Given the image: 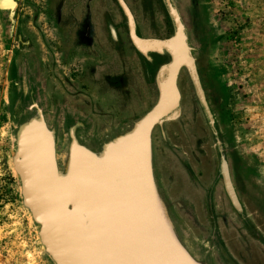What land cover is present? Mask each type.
Masks as SVG:
<instances>
[{"label":"rangeland","instance_id":"1","mask_svg":"<svg viewBox=\"0 0 264 264\" xmlns=\"http://www.w3.org/2000/svg\"><path fill=\"white\" fill-rule=\"evenodd\" d=\"M71 1L0 0V264H54L44 254L37 238L38 227L22 206L20 184L13 171L12 157L16 148L17 120L21 114L19 102L22 96H26L21 93L27 91L28 87L27 68H33L34 65L29 59H38L35 77L46 85L49 92L52 91L50 86L63 82V72L67 75V70L77 73L74 70L80 59V51L74 49L71 44L76 40L80 42L82 30L79 23L74 25L73 29L67 21H64L66 25L63 26V18L72 16L74 9L79 12L80 5L85 9L91 7L92 0H79L78 4ZM123 1L131 12L141 36L161 40L172 33L161 0ZM174 1L188 28L189 44L194 51L203 97L209 106L219 137L228 149L233 180L245 206L247 219L253 229L264 234V0ZM98 6L101 15L100 59L114 58L119 62L120 53L113 51L115 47L109 45L111 40L108 38L107 29L108 25L111 26V21L109 19L105 22L102 16L110 10L114 17L113 24L121 39L122 52L138 66L137 59L141 57L137 58L131 48L126 20L118 1L100 0ZM105 45L111 50L105 51ZM167 53L171 58L169 52ZM107 54L109 57H106ZM179 89V115L174 120L164 122L166 124L163 131L166 137L163 144L160 140V128L155 127L152 133L155 148L158 147L161 151L158 165L166 177L164 182H160L164 185L160 187V193L165 195V191H169L171 203H174L173 207L169 204L173 222L177 227L181 226L182 230L187 229L196 243L207 247L210 242V230L214 227L222 233L228 244L230 239L234 241L238 236L232 226L233 220L234 223H239L231 207L226 204L221 184L213 207L207 205L205 199L202 205H199L197 190L188 185L189 170L193 161L195 162L194 158L192 159V148L197 143L196 139L204 141L202 151L207 156H197L194 163L196 168L192 167L190 171L202 176L204 168L199 164L206 163V166L210 165V169L206 170L205 176L214 177L217 154L214 144L211 152L207 149V128L189 73L180 74ZM71 95H84L81 96L84 102L94 101L92 115L84 119L87 127L84 143L90 147H93L92 144L97 143V140L104 141L108 136H114L119 130L115 123L121 117L126 119V128L129 129L132 122L155 105L157 99V94H127L128 99L133 100L135 105H140L137 110L141 114L133 119L132 112H118L111 108L112 100H115L116 96L114 94H100L98 97L97 94L44 92L41 98L49 121L58 109L63 108L64 103L74 104L76 100ZM23 118L22 116L21 119ZM41 133L45 138L42 131ZM61 133L63 141L62 138H57L56 153L63 152L64 156L60 155L59 158L60 165H63L67 157L68 141L67 135ZM81 135L84 137V134ZM175 146L180 153L178 159L173 156ZM178 162L185 164L189 170L178 167ZM153 167H157L155 161ZM174 173L183 182L182 190L173 185ZM178 213L185 224L181 225L177 221ZM212 243L213 247L218 249L215 250L217 257H220L218 239L214 238Z\"/></svg>","mask_w":264,"mask_h":264},{"label":"water","instance_id":"2","mask_svg":"<svg viewBox=\"0 0 264 264\" xmlns=\"http://www.w3.org/2000/svg\"><path fill=\"white\" fill-rule=\"evenodd\" d=\"M166 1L175 33L165 42L137 39L133 18L122 2L121 6L140 53L159 52L141 48L152 42L168 52L175 41L183 44L188 62L175 65L170 79L172 97L159 85L156 104L127 132L97 148L81 145L71 129L63 165L57 160L54 133L41 112L23 124L16 135L12 167L19 180L22 206L38 227L37 238L44 254L54 264H209L185 245L182 229L170 217L154 178L152 133L156 126L179 115L176 81L182 67L188 69L210 117L183 25ZM37 129L48 142V155L40 153ZM35 146L39 148L33 157ZM37 157L46 158V162ZM229 193L232 195L230 188Z\"/></svg>","mask_w":264,"mask_h":264},{"label":"flooded vegetation","instance_id":"3","mask_svg":"<svg viewBox=\"0 0 264 264\" xmlns=\"http://www.w3.org/2000/svg\"><path fill=\"white\" fill-rule=\"evenodd\" d=\"M120 8L121 2L126 6L123 0H117ZM79 0H72L71 3L78 4ZM97 2V3H96ZM163 8L165 10L167 19L171 25L172 33L167 36L164 39H149L146 37L141 36L139 33L138 27L136 25V22L133 18V24H134V32L133 35L143 41H158V42H165L168 41L170 38L173 37L175 33V25L173 22V19L170 15V11L168 8V4L166 0H161ZM171 6L176 10L180 22L183 25L184 28V34L186 37V44L187 47L190 49V53L192 57H194V51L190 46V42L188 39V28L185 26L180 14L179 10L177 8V5L175 4L174 0H169ZM92 6L87 7L86 9L80 5L78 9L79 12H76L77 10L74 9L75 12H72V16H70L68 19L63 18V24L64 21H67L69 25H72L71 28H75L74 25H78L81 28V36H79L80 42L76 40L75 43H72L71 45L74 47V49H77L80 51V59L77 61L78 65L76 67V64L74 65L76 67L77 73H72L69 70H67L68 75L63 72L65 77L63 76V82L62 83H56V86H50L52 91L46 90V85L42 84L40 79H37L35 77V74L37 73V65H38V59L32 58V61L29 59V62H34L33 68H27V91L22 92L21 94H26V96H22L19 102V109L21 110V114L17 120V128L15 131V138L20 130L21 126L28 122L31 118H37L39 115V112H41L45 122L47 123V126L49 129L54 133L55 139L57 141V138H62L63 141V134L61 132H64V134L67 135V150L68 145L70 141L69 137V131L71 129L75 130L77 140L81 145H85L89 148H93L95 146H99L98 144H103L106 140L110 138H115L116 136H120L128 131L126 128L127 121L124 117H121L119 120H117V123H115V126L117 129L114 136H108L109 138L104 139V141L97 140L95 144H92L93 147H90L87 145V143H84L86 141V134H87V127L86 123L84 121L85 117L92 115L93 110V102H84V100L81 99V96L84 97V95L80 96H73L75 97L74 104H63V108L58 109L53 115V119L51 121L48 120L46 114H45V106L43 104L41 94H97L98 97L100 94H108L109 96L111 94H114L115 100H112L111 108L114 110H117L118 112L125 110L127 112H132L133 119L136 117V115H140L141 113L138 112L137 108L140 107V105H135L133 100L128 99L127 94H157L158 100V94L160 93L159 85L163 84L168 76V68L171 65L172 60V52L169 50L163 52L159 49L161 46L159 44H156V42H152L147 44V46L144 44L141 46L143 50H149V49H155L159 52H147L146 54L140 53L137 48L135 47L133 41H132V31L129 25V20L127 15L125 14L124 10L121 9V13L123 15V18L126 20L127 25V32H128V40L131 45V48L134 51V54L137 56V58L140 56V59H137L139 62V65L136 66L135 62L130 59V57L126 56V54H123L122 52V43L121 39L118 34V30L113 24L114 17L112 15V12L108 10L107 12L103 13L102 16L106 20L109 21L111 26L108 25V38L111 40V43L109 45L113 48V51H118L120 53L118 55L119 62L116 61L114 58L111 60L108 59H100L99 57V24H100V7L98 4L100 3V0H92L91 1ZM95 3V5L93 4ZM127 7V6H126ZM94 9V10H92ZM128 9V8H127ZM129 10V9H128ZM130 12V11H129ZM77 14L78 17H77ZM131 14V12H130ZM109 24V23H108ZM66 23L63 25L65 26ZM79 33V32H78ZM69 39V37H68ZM105 51H110L106 45ZM87 50V51H86ZM106 55V54H105ZM104 55V56H105ZM120 56V57H119ZM106 57H109V54H107ZM115 57V56H114ZM99 58V59H98ZM196 60V59H195ZM63 65H64V59H63ZM168 67V68H167ZM138 68V69H137ZM165 68L167 70L165 71ZM34 72V73H33ZM167 72V73H166ZM182 72H188V69L186 67H182L179 70V73L177 75V81L176 86L180 94V101H181V92L179 89V77ZM33 74V75H32ZM83 76V78H80ZM44 83H46L45 80H43ZM160 82V83H159ZM44 87L42 88V86ZM44 89V92H43ZM122 94V95H119ZM68 98V97H67ZM133 101V102H132ZM179 101V104H180ZM132 102V103H131ZM82 103V104H80ZM140 104V103H139ZM156 104V103H155ZM198 104L200 106L202 116L204 118V122L207 128V134L206 139L208 141L209 146L207 149H209L211 152V147L214 144V149L217 154V166L216 171L213 175L205 176L206 170L210 169V165L206 166V163H200V166H203L204 171L203 175L200 176L199 174L196 175L194 171H190L192 167L196 168L194 166V163L196 162V158L206 157V153L203 154V146L204 141L200 139H196V145L194 148H192L193 156L195 162L193 161V165L189 170V167L182 165L180 162H178L176 165L178 167L182 166L183 169L189 170V187L192 185L194 189L197 190V202L199 201V205H202L204 199L207 200V205L210 207H213L215 196L219 192V184H221L224 198L227 201L226 204L231 207L233 211V215H235L237 222L234 223L235 220L232 222V226L234 227L237 237L234 241H229L227 244L223 238V235L217 228H212L210 230L209 234V243L208 246H202L194 240V238L191 236V234L186 230H182L183 233L182 236L185 238V245L191 250L193 254L198 256L201 260L208 262L209 264H264V234L258 233V230L253 229V226L249 223L247 219V213L245 210V206L243 202L241 201L235 182L233 180V175L231 172L230 162L228 159V149L223 145V142L221 141L217 127L214 124L209 106L207 104V109L210 114V117L208 116L204 106L201 104L199 98H198ZM135 105V106H133ZM89 111V112H87ZM148 112V111H147ZM146 112V113H147ZM22 116L25 118L26 122H24L21 119ZM132 118V117H131ZM22 120V121H21ZM132 122V119H131ZM166 122V121H165ZM133 123V122H132ZM166 123H162L161 125H158L156 127L160 128L161 134H160V140L163 144V139L166 137L165 132L163 131V127ZM104 125L109 126L108 124L104 123ZM126 128V129H124ZM130 128V127H129ZM122 129V131L120 130ZM61 130V131H60ZM66 130V131H64ZM206 133V130H204ZM84 134V137L81 135ZM36 137L37 142L39 137L43 139V142L46 143L47 141L42 136V133L40 130L36 131ZM200 140V141H199ZM41 145V144H40ZM48 146V145H47ZM40 147V146H39ZM97 148V147H95ZM159 148H155V142L153 140V134H152V157L153 162L155 161L156 168H153L154 170V178L155 182L157 184V188L159 193L161 192L160 187H164L160 182L165 180L166 177H164V173L162 172L161 168L158 165V162L160 160L159 154H161V151L158 150ZM33 150H38V147L33 148ZM208 151V150H207ZM57 160L60 163V155H63V152H57ZM67 155V154H66ZM180 153L177 152V146H175V151L173 152V156L178 159ZM64 156V155H63ZM199 161V160H198ZM197 161V162H198ZM201 177V178H199ZM160 178V179H159ZM174 186L177 187V189L182 190L183 189V182L180 180L179 177L175 176L174 173ZM205 182V184H204ZM229 188L232 191L229 193ZM165 191V189H164ZM220 193V192H219ZM161 198L165 205L168 208V212L170 215L169 210V204L173 207V204L171 203V196L169 195V191H165V195L161 194ZM234 199V201L232 200ZM236 203V205L234 204ZM193 204V203H192ZM196 208V207H195ZM177 221L182 225L185 224L179 216V213L177 215ZM171 217V215H170ZM172 218V217H171ZM196 218V217H195ZM215 220V218H213ZM181 227V226H180ZM182 229V228H181ZM238 230V231H237ZM219 233V234H218ZM219 235V236H218ZM214 238L218 239V244L221 250V256L217 257L215 250L217 248L213 247V240ZM232 249H234L239 255H237ZM218 250V249H217Z\"/></svg>","mask_w":264,"mask_h":264},{"label":"bare ground","instance_id":"4","mask_svg":"<svg viewBox=\"0 0 264 264\" xmlns=\"http://www.w3.org/2000/svg\"><path fill=\"white\" fill-rule=\"evenodd\" d=\"M182 45L183 44L180 41H175L174 43L169 45V47H170L169 50L172 52V60H174V63L173 64L171 63V65L168 68L167 79L165 80V82H163V84L160 85L162 89H165L168 91V94H171V97L173 95V91L171 89L170 79H171L172 73L175 69V65L184 64V63L188 62L185 49L183 48ZM38 144H39V146H41V148H40L41 155H48L49 147L46 145V143L43 142V139L41 137H39V139H38ZM36 147H38V146H35V148ZM36 153H37V150H33V153H32L33 157L36 155ZM37 158L46 162V158H40V157H37Z\"/></svg>","mask_w":264,"mask_h":264}]
</instances>
